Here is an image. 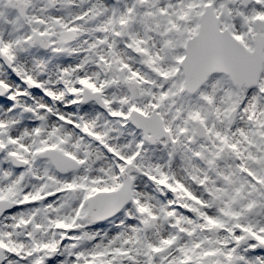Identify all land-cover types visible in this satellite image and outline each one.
Wrapping results in <instances>:
<instances>
[{
    "label": "snow or ice",
    "instance_id": "6c2138e0",
    "mask_svg": "<svg viewBox=\"0 0 264 264\" xmlns=\"http://www.w3.org/2000/svg\"><path fill=\"white\" fill-rule=\"evenodd\" d=\"M0 264H264V0H0Z\"/></svg>",
    "mask_w": 264,
    "mask_h": 264
}]
</instances>
